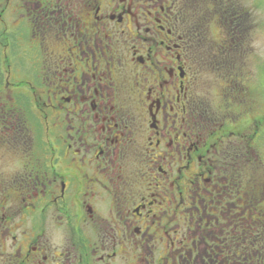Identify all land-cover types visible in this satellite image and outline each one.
<instances>
[{
    "label": "flooded vegetation",
    "instance_id": "obj_1",
    "mask_svg": "<svg viewBox=\"0 0 264 264\" xmlns=\"http://www.w3.org/2000/svg\"><path fill=\"white\" fill-rule=\"evenodd\" d=\"M235 3L0 0V264H264V114L198 89Z\"/></svg>",
    "mask_w": 264,
    "mask_h": 264
},
{
    "label": "rangeland",
    "instance_id": "obj_2",
    "mask_svg": "<svg viewBox=\"0 0 264 264\" xmlns=\"http://www.w3.org/2000/svg\"><path fill=\"white\" fill-rule=\"evenodd\" d=\"M233 12H236L238 20L242 15L244 23V37L241 44L229 45L225 49V53L234 60L228 65L220 63L221 47L217 41L221 37L225 40L230 39L231 32L228 29H232L235 25L224 26L223 35H220L219 25H216L215 20L213 24L209 21L207 36L210 40L200 45L198 49L199 56L203 60L200 66L198 89L206 97L207 107L218 112L219 107L226 104L223 97L224 89L231 86V92L236 99L232 101L230 109L226 108V110L231 112L234 119L242 116L240 121H244L245 113L264 114V0H236L230 13ZM234 33L236 38L240 36L239 26ZM206 58H212L214 62L209 65ZM258 150L262 161L258 176L264 185V135L259 141ZM252 177L253 173L250 172L248 179Z\"/></svg>",
    "mask_w": 264,
    "mask_h": 264
}]
</instances>
